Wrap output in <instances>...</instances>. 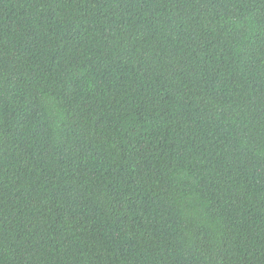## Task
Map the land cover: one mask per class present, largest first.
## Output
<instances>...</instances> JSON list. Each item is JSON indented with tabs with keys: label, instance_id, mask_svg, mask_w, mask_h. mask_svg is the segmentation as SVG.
Wrapping results in <instances>:
<instances>
[{
	"label": "trees",
	"instance_id": "1",
	"mask_svg": "<svg viewBox=\"0 0 264 264\" xmlns=\"http://www.w3.org/2000/svg\"><path fill=\"white\" fill-rule=\"evenodd\" d=\"M0 264H264V0H0Z\"/></svg>",
	"mask_w": 264,
	"mask_h": 264
}]
</instances>
